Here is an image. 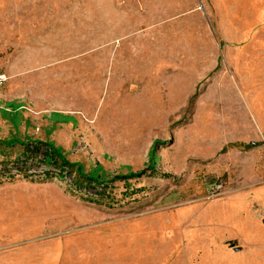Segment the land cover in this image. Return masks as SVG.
Listing matches in <instances>:
<instances>
[{"label":"rangeland","instance_id":"obj_1","mask_svg":"<svg viewBox=\"0 0 264 264\" xmlns=\"http://www.w3.org/2000/svg\"><path fill=\"white\" fill-rule=\"evenodd\" d=\"M95 1L0 0V140L108 181L0 145V264H264V0Z\"/></svg>","mask_w":264,"mask_h":264},{"label":"trees","instance_id":"obj_2","mask_svg":"<svg viewBox=\"0 0 264 264\" xmlns=\"http://www.w3.org/2000/svg\"><path fill=\"white\" fill-rule=\"evenodd\" d=\"M8 107L11 108V112H5V114L8 115V117L10 119L15 120L17 117L16 112L18 111V108L20 107L19 105H17L14 102L8 103L7 104ZM52 117L54 119H57L58 121L61 122H69L73 119H71L68 116H64L62 114L59 113H54L52 115ZM160 142L157 141L155 142L156 144H159ZM23 145L25 147V154L26 155H30V158H34L36 159L37 156H39V154H42L43 157L41 159V162L46 164V165H55L58 166L60 169H64L65 166H76V173L79 176V180H81L80 182H84L86 181L88 184H92L94 186H100L103 185L102 190L104 191L106 189V183L108 182L105 178V172L103 171V168L101 166H97L96 169H94L93 171L89 172V173H85L84 169L82 167V165L80 164H72L69 163L66 159L65 156L63 154V151L60 147L55 146L52 142L50 141H40V140H32V139H27V140H20L16 137H13L11 139L8 140H0V145L4 146V147H12L14 145ZM154 150V149H153ZM24 154V155H25ZM156 153L153 151L150 153L149 155V160H150V166L149 168L151 170L155 169V164H156ZM29 158V156H26V160ZM22 164H25L26 161L21 162ZM50 173V172H48ZM145 174L144 170H141L139 172L136 173H130L129 175L126 176H118L115 179H128V178H137V177H141ZM56 178H62V176L60 174H55ZM93 200V199H92Z\"/></svg>","mask_w":264,"mask_h":264},{"label":"crops","instance_id":"obj_3","mask_svg":"<svg viewBox=\"0 0 264 264\" xmlns=\"http://www.w3.org/2000/svg\"><path fill=\"white\" fill-rule=\"evenodd\" d=\"M116 3L122 4L121 1L120 2H116V1H108V2H92L90 4L92 5H82V7H79L78 5H76L77 3H73V2H56L55 4L57 5L56 8L58 9H74V8H91V9H99V8H116Z\"/></svg>","mask_w":264,"mask_h":264},{"label":"built area","instance_id":"obj_4","mask_svg":"<svg viewBox=\"0 0 264 264\" xmlns=\"http://www.w3.org/2000/svg\"><path fill=\"white\" fill-rule=\"evenodd\" d=\"M0 79H2V77H0Z\"/></svg>","mask_w":264,"mask_h":264},{"label":"bare ground","instance_id":"obj_5","mask_svg":"<svg viewBox=\"0 0 264 264\" xmlns=\"http://www.w3.org/2000/svg\"><path fill=\"white\" fill-rule=\"evenodd\" d=\"M264 48V47H263Z\"/></svg>","mask_w":264,"mask_h":264}]
</instances>
